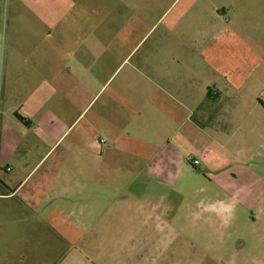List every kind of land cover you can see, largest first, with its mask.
<instances>
[{"label": "rangeland", "instance_id": "1", "mask_svg": "<svg viewBox=\"0 0 264 264\" xmlns=\"http://www.w3.org/2000/svg\"><path fill=\"white\" fill-rule=\"evenodd\" d=\"M1 2L13 9L16 5L25 8L2 12L0 70L13 67L8 53L14 52L19 67H25L28 56V67L43 64L51 71L62 69L60 76L65 79V96L51 91L47 110L46 127L53 148L43 160L45 153L35 155L34 163L42 160L41 165L99 167L120 163L129 167L121 173H99V179L112 183L116 194L129 184L135 187L129 188L127 196L135 195L136 190L143 193L141 199H134L135 204L126 206L130 217H134L137 206L138 211L140 206L145 212L133 219L131 226L151 231L159 222L150 219L151 215L159 214L162 227H171L140 237L147 264H264V140H252L254 157L240 170L219 173L204 167L193 142L192 158L200 165L185 161L183 167L171 166L170 179L146 169L133 172L131 166H147L153 156L114 154L108 150L104 135H89L84 129V123L94 118L103 104L114 103L117 109L112 97L118 92L129 100L137 99L134 91L150 85L152 70L157 68L169 79L175 68L187 66L195 72L196 84H206L213 79L208 72L212 61L226 69L251 67L257 70L251 84L253 94L257 100H264V0H49V22L43 27H37L36 13L26 9L34 6L29 1ZM13 27L18 38L25 37L14 48ZM38 41L43 43L38 45ZM40 54L43 59H37ZM200 57H207V64L200 65ZM176 59L181 60V67ZM77 77L87 84L88 91L76 85ZM223 80L225 85L230 82L228 76ZM248 110L264 125V109L259 104H252ZM80 115L62 137L63 126L68 128L73 122L70 119ZM136 138L131 144L141 147L142 140ZM150 140L157 142L152 136L145 139ZM169 140L176 145L174 136ZM138 182L144 186L138 188ZM2 221L7 227L3 229L0 264H9V240L4 233L12 222L18 242L23 243L28 225L8 217Z\"/></svg>", "mask_w": 264, "mask_h": 264}, {"label": "crops", "instance_id": "2", "mask_svg": "<svg viewBox=\"0 0 264 264\" xmlns=\"http://www.w3.org/2000/svg\"><path fill=\"white\" fill-rule=\"evenodd\" d=\"M27 1L34 5L26 9L36 13L37 27L46 26L50 17L49 0ZM23 8L25 6L16 5L13 9L11 4L3 5L0 0V20L3 11L21 12ZM16 34L13 27V48L25 39ZM42 43L38 41V45ZM8 54L13 59V67L0 70V254L3 229L7 227L2 220L8 217L10 221L15 219L28 225L23 243L18 242L17 229H13L12 222L9 231L4 233L9 240V249L6 248L11 255L9 264H147L140 237L146 232L159 234L163 227H171H162L159 214L151 215L155 223L156 219L159 221L151 231L131 226L133 219L145 212L140 206L138 211L137 206L134 217H130L126 206L135 204L134 199H141L143 193L136 190L135 195L127 196L129 188L135 187L129 184L116 194L112 183L99 179L102 172L129 170L123 164L41 165L53 148L46 127L51 91L60 92L62 96L66 93L65 79L60 76L63 70L51 71L43 64L28 67L26 54L25 67H19L15 58L18 54ZM39 56L37 59L44 58ZM175 61L181 67V60ZM207 61V57L199 58L202 66ZM210 66L208 72L213 79L206 84H196L195 72L187 66L175 68L169 79L163 78L160 68L154 69L150 85L134 91L137 99L129 100L118 92L112 97L117 109L114 103L113 106L103 104L95 117L84 123V129L89 135H104L108 150L114 154L143 156L149 153L153 156L147 166H131L133 172L146 169L171 179V166L183 167L185 161H192L198 167L200 163L192 158L194 151L190 147L194 143H197L195 153L202 156L208 171L240 170L254 157L252 140L258 137L264 140V125L248 110L252 104L261 106L251 86L257 70L246 66L226 69L216 61ZM214 76L217 79L214 80ZM227 76L230 82L225 85L223 79ZM74 82L88 91L87 84L80 78ZM100 92L94 95L92 102ZM73 104L78 106L76 101ZM178 109H182L181 112ZM81 115L70 119L73 122L68 128L63 126L62 137ZM152 119L159 123L152 124ZM147 136L157 140L156 144L151 140L146 142ZM173 136L176 145L169 140ZM133 137L142 140L141 147L135 143L131 147ZM42 152L45 153L42 160L34 163V156H41ZM7 168L10 171H5ZM136 184L138 188L144 186V182Z\"/></svg>", "mask_w": 264, "mask_h": 264}, {"label": "trees", "instance_id": "3", "mask_svg": "<svg viewBox=\"0 0 264 264\" xmlns=\"http://www.w3.org/2000/svg\"><path fill=\"white\" fill-rule=\"evenodd\" d=\"M259 103L261 104V106H263V107H264V101H262V100H259Z\"/></svg>", "mask_w": 264, "mask_h": 264}, {"label": "built area", "instance_id": "4", "mask_svg": "<svg viewBox=\"0 0 264 264\" xmlns=\"http://www.w3.org/2000/svg\"><path fill=\"white\" fill-rule=\"evenodd\" d=\"M5 171H10V168H7Z\"/></svg>", "mask_w": 264, "mask_h": 264}]
</instances>
